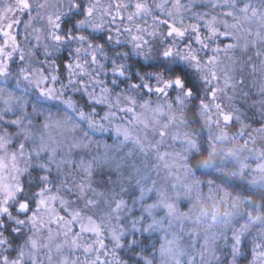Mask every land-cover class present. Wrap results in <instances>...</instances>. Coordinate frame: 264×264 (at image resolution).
Segmentation results:
<instances>
[{
  "label": "snow or ice",
  "instance_id": "obj_1",
  "mask_svg": "<svg viewBox=\"0 0 264 264\" xmlns=\"http://www.w3.org/2000/svg\"><path fill=\"white\" fill-rule=\"evenodd\" d=\"M0 264H264V0H0Z\"/></svg>",
  "mask_w": 264,
  "mask_h": 264
},
{
  "label": "trees",
  "instance_id": "obj_2",
  "mask_svg": "<svg viewBox=\"0 0 264 264\" xmlns=\"http://www.w3.org/2000/svg\"><path fill=\"white\" fill-rule=\"evenodd\" d=\"M227 166H228V168H230V167H231L230 165H227ZM227 166H226V167H227ZM238 190H239V189H238Z\"/></svg>",
  "mask_w": 264,
  "mask_h": 264
},
{
  "label": "rangeland",
  "instance_id": "obj_3",
  "mask_svg": "<svg viewBox=\"0 0 264 264\" xmlns=\"http://www.w3.org/2000/svg\"><path fill=\"white\" fill-rule=\"evenodd\" d=\"M228 167V166H227Z\"/></svg>",
  "mask_w": 264,
  "mask_h": 264
}]
</instances>
